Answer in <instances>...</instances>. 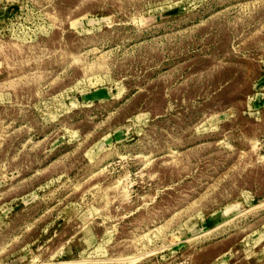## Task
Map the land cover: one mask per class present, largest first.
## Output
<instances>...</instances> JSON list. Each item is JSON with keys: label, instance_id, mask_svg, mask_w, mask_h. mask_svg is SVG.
I'll list each match as a JSON object with an SVG mask.
<instances>
[{"label": "rangeland", "instance_id": "rangeland-1", "mask_svg": "<svg viewBox=\"0 0 264 264\" xmlns=\"http://www.w3.org/2000/svg\"><path fill=\"white\" fill-rule=\"evenodd\" d=\"M0 264H264V0H0Z\"/></svg>", "mask_w": 264, "mask_h": 264}]
</instances>
